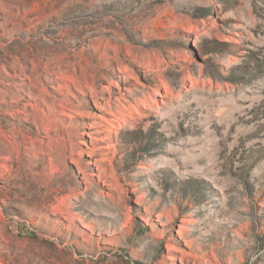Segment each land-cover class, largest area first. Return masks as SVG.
I'll return each mask as SVG.
<instances>
[{
	"label": "rangeland",
	"instance_id": "rangeland-1",
	"mask_svg": "<svg viewBox=\"0 0 264 264\" xmlns=\"http://www.w3.org/2000/svg\"><path fill=\"white\" fill-rule=\"evenodd\" d=\"M0 264H264V0H0Z\"/></svg>",
	"mask_w": 264,
	"mask_h": 264
},
{
	"label": "bare ground",
	"instance_id": "bare-ground-1",
	"mask_svg": "<svg viewBox=\"0 0 264 264\" xmlns=\"http://www.w3.org/2000/svg\"><path fill=\"white\" fill-rule=\"evenodd\" d=\"M44 7H46V9L45 10H50L51 8H52V6H47V5H45Z\"/></svg>",
	"mask_w": 264,
	"mask_h": 264
}]
</instances>
